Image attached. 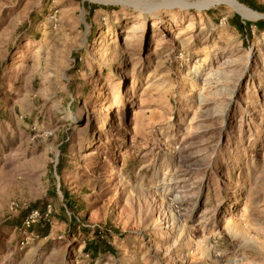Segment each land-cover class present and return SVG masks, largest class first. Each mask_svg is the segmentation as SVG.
<instances>
[{"label":"rangeland","instance_id":"374dc122","mask_svg":"<svg viewBox=\"0 0 264 264\" xmlns=\"http://www.w3.org/2000/svg\"><path fill=\"white\" fill-rule=\"evenodd\" d=\"M208 1L0 0V264H264V13Z\"/></svg>","mask_w":264,"mask_h":264},{"label":"trees","instance_id":"16d2710c","mask_svg":"<svg viewBox=\"0 0 264 264\" xmlns=\"http://www.w3.org/2000/svg\"><path fill=\"white\" fill-rule=\"evenodd\" d=\"M240 3L244 4L245 6H247L248 8L254 10V11H258V12H261V13H264V5H260L258 4V2L256 0H238ZM88 8L90 9V11H94L97 9L96 6H91V5H88ZM232 26L234 28H236L238 31L244 33H252V28L255 27L258 31H263L264 32V21H258L256 23H251V22H245L243 21L240 16H236L234 19H232ZM56 172L58 175L62 176V173H63V170H62V164L61 162H59V164L57 165L56 167ZM61 191L64 195V198L66 199V205L67 207L70 209V210H73V207L71 205V203L69 202L68 200V194H67V191L64 190V187L63 185H61ZM56 187L55 189H53V193L54 195H56ZM37 211L39 213V221L40 220H46V218H49L47 217V206H44L43 208H41L40 206L36 205V206H33L32 209H29V211L25 214V216L22 218V221H21V225L23 226V223H24V220L29 217L33 212ZM76 218H72L71 220V223L70 225H72L73 223L76 222ZM37 222V221H36ZM40 223V222H38ZM35 224V223H34ZM34 224L31 225V227L29 229H31ZM49 224L46 223L45 224V228H46V231H44L45 233H43L45 236L48 234L49 232ZM102 238V237H101ZM104 238V237H103ZM94 239L90 242H86L85 243V247H84V252L85 254L87 255H91V256H94V257H97L100 253H111L114 251L112 245L109 244L108 241H106L105 239Z\"/></svg>","mask_w":264,"mask_h":264},{"label":"bare ground","instance_id":"6f19581e","mask_svg":"<svg viewBox=\"0 0 264 264\" xmlns=\"http://www.w3.org/2000/svg\"><path fill=\"white\" fill-rule=\"evenodd\" d=\"M167 1H169V0H167ZM221 3L230 6L237 13H239L243 18H245L247 20H254V19H257L258 17H260L259 14L255 13L251 9L247 8L246 6L241 5L237 0H210L202 6H198V8L200 11H202L205 8H208L210 6H214L216 4H221Z\"/></svg>","mask_w":264,"mask_h":264},{"label":"built area","instance_id":"2783aa9c","mask_svg":"<svg viewBox=\"0 0 264 264\" xmlns=\"http://www.w3.org/2000/svg\"><path fill=\"white\" fill-rule=\"evenodd\" d=\"M39 217V213L37 211L33 212L29 217L24 220L23 227L25 229H29L32 224H34Z\"/></svg>","mask_w":264,"mask_h":264}]
</instances>
